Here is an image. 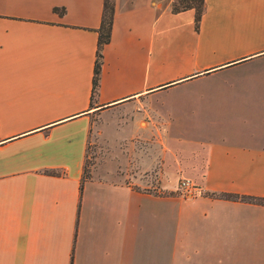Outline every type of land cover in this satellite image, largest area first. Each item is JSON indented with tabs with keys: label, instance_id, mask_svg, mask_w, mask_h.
Wrapping results in <instances>:
<instances>
[{
	"label": "crops",
	"instance_id": "1",
	"mask_svg": "<svg viewBox=\"0 0 264 264\" xmlns=\"http://www.w3.org/2000/svg\"><path fill=\"white\" fill-rule=\"evenodd\" d=\"M103 1L0 0V264H264V0H114L92 95Z\"/></svg>",
	"mask_w": 264,
	"mask_h": 264
},
{
	"label": "trees",
	"instance_id": "2",
	"mask_svg": "<svg viewBox=\"0 0 264 264\" xmlns=\"http://www.w3.org/2000/svg\"><path fill=\"white\" fill-rule=\"evenodd\" d=\"M191 7L195 9V29L198 30L199 21L201 19V15L203 12L202 0H175L173 2L172 10L179 11ZM113 15H114V0H104L102 14H101V22L97 29L98 39H97L96 58H95L93 78H92V95H94L97 92V88L99 85V78H100L101 65H102V48L110 40ZM223 196L231 199L236 198V196L233 195H223ZM244 199L260 205H264L263 198L246 197Z\"/></svg>",
	"mask_w": 264,
	"mask_h": 264
},
{
	"label": "rangeland",
	"instance_id": "3",
	"mask_svg": "<svg viewBox=\"0 0 264 264\" xmlns=\"http://www.w3.org/2000/svg\"><path fill=\"white\" fill-rule=\"evenodd\" d=\"M166 98H168V97H160L159 99L163 100V99H166ZM109 145H110V148L114 151V153H116V151L120 147L118 145V142H116V141H111ZM103 146L104 145L99 140H97L95 143L89 145L88 150H87V159H86V163H85V171H84V174H83L84 177H88L90 175L89 172H90L91 168L100 159L99 153L96 152V150L98 148L103 147ZM171 183L173 184V181H171Z\"/></svg>",
	"mask_w": 264,
	"mask_h": 264
},
{
	"label": "built area",
	"instance_id": "4",
	"mask_svg": "<svg viewBox=\"0 0 264 264\" xmlns=\"http://www.w3.org/2000/svg\"><path fill=\"white\" fill-rule=\"evenodd\" d=\"M177 192L184 197H193L198 194L199 189L190 179H181L177 186Z\"/></svg>",
	"mask_w": 264,
	"mask_h": 264
}]
</instances>
